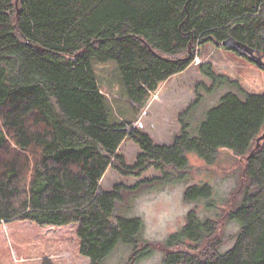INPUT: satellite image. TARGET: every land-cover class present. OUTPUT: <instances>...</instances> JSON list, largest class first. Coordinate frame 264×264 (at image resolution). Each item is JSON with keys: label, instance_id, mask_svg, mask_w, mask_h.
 Here are the masks:
<instances>
[{"label": "trees", "instance_id": "1", "mask_svg": "<svg viewBox=\"0 0 264 264\" xmlns=\"http://www.w3.org/2000/svg\"><path fill=\"white\" fill-rule=\"evenodd\" d=\"M231 35L264 54V0H0V221L75 223L91 264L121 241L137 251L143 221L118 212V204L131 200L125 189L135 196L159 178L103 189L107 169L140 176L156 168L170 181L166 167L184 169L191 153L208 163L220 148L245 155L264 133V93L201 63L215 83L235 89L205 110L194 132L183 116L201 104L198 90L181 114V134L160 144L135 124L136 115L111 118L96 63L116 64L125 96L141 110L161 82L192 64L195 54L186 55L193 44L220 46ZM127 138L141 149L134 164L119 151ZM244 174L243 201L230 213L241 225L233 246L220 250L214 220L190 211L168 240L186 249L167 253L165 264H264V145ZM210 190L191 185L185 197Z\"/></svg>", "mask_w": 264, "mask_h": 264}, {"label": "rangeland", "instance_id": "2", "mask_svg": "<svg viewBox=\"0 0 264 264\" xmlns=\"http://www.w3.org/2000/svg\"><path fill=\"white\" fill-rule=\"evenodd\" d=\"M188 52V57L195 54L192 64L161 82L141 110L136 109L125 96L116 64L113 61L96 63L99 84L110 99L111 118L129 119V116L136 115L135 124L149 133L156 143L171 145L181 134V114L195 101L199 90L204 96L201 104L183 116L193 124L194 128L190 130L197 132L205 110L217 104L225 93L235 89L225 82L215 83L200 70L201 63L210 62L217 73L238 80L244 90L264 93V69L246 55L221 45H200L199 42L193 44ZM199 83L207 87L198 86ZM261 145H264V139L257 142L256 138L245 155L220 148L211 163L191 153L184 169L166 167L173 177L170 181L163 179V171L156 168H149L137 176L130 172L124 174L110 166L101 180L103 189H112L118 183L133 186L144 179H159L151 185L142 186L137 193L132 192L135 196L125 189V199L131 200L118 204V212L139 216L143 221L138 250L134 252L133 244L121 241L101 264H165L167 253L186 249L181 245H169L168 240L186 224L190 211H195L202 219L214 220L216 231L212 239L218 240L220 250L232 247L241 225L230 217V213L243 201V188L247 185L244 169L251 153ZM119 151L128 164H134L141 149L127 138ZM203 183L211 186L208 194L195 200L185 197L188 186ZM76 228L75 223L39 225L22 219L0 221V264H42L47 257L55 264H91L90 257L80 252Z\"/></svg>", "mask_w": 264, "mask_h": 264}, {"label": "water", "instance_id": "3", "mask_svg": "<svg viewBox=\"0 0 264 264\" xmlns=\"http://www.w3.org/2000/svg\"><path fill=\"white\" fill-rule=\"evenodd\" d=\"M220 45L228 49H233L240 54L246 55L250 60L254 61L264 69V54L250 44L243 42L231 35L223 40ZM262 139H264V133L257 137V142H260Z\"/></svg>", "mask_w": 264, "mask_h": 264}]
</instances>
